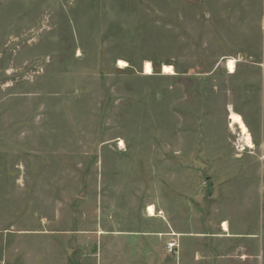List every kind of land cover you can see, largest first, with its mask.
Segmentation results:
<instances>
[{
    "label": "rangeland",
    "instance_id": "1",
    "mask_svg": "<svg viewBox=\"0 0 264 264\" xmlns=\"http://www.w3.org/2000/svg\"><path fill=\"white\" fill-rule=\"evenodd\" d=\"M0 264H264V0H0Z\"/></svg>",
    "mask_w": 264,
    "mask_h": 264
},
{
    "label": "bare ground",
    "instance_id": "2",
    "mask_svg": "<svg viewBox=\"0 0 264 264\" xmlns=\"http://www.w3.org/2000/svg\"><path fill=\"white\" fill-rule=\"evenodd\" d=\"M117 64H118V66H125L126 61H124L122 59H118ZM225 65H226L228 72H230V73L234 72L235 66H236L235 65V59L233 57L227 58V60L225 61ZM161 70H162V73H165V74H172L174 72L173 67L170 64H163L161 67ZM143 73L144 74H151L152 73V66L148 60L144 61V63H143ZM229 120L231 121V124L238 125V128L240 129L241 133L244 135V139L246 142L245 146L253 147V143L251 141L249 131H248L247 126L244 123L242 117L238 113L230 112ZM146 212H147L148 216H158L157 212L155 211L154 206L152 204L147 206ZM223 228L225 230H227L226 223H223ZM173 234L175 235L174 232H173Z\"/></svg>",
    "mask_w": 264,
    "mask_h": 264
},
{
    "label": "crops",
    "instance_id": "3",
    "mask_svg": "<svg viewBox=\"0 0 264 264\" xmlns=\"http://www.w3.org/2000/svg\"><path fill=\"white\" fill-rule=\"evenodd\" d=\"M157 215L158 216H148L147 215L148 221L151 222L155 226L154 229H152V230L145 229V230L138 231V233H137V234H141V236H144V237H154L157 240L158 245L154 244V246H153L154 251L157 249L160 250L158 247H159V244L162 243L163 239L166 242L168 240L167 237L169 235L170 236L174 235L173 234L174 231H173L171 225L164 223L161 219H159V217L161 218V216L159 214H157ZM223 223H226L228 231L223 228ZM221 230L223 233L220 236H218V238H220V239L232 238L233 236L239 237L238 235H236L234 233H230L229 225L226 221H223L221 223ZM124 232H126L128 235L134 234V233H131L130 231H124ZM225 255L233 257V255L231 253L225 254ZM243 257H244V255H241V258H243Z\"/></svg>",
    "mask_w": 264,
    "mask_h": 264
},
{
    "label": "built area",
    "instance_id": "4",
    "mask_svg": "<svg viewBox=\"0 0 264 264\" xmlns=\"http://www.w3.org/2000/svg\"><path fill=\"white\" fill-rule=\"evenodd\" d=\"M177 247L178 244L173 238V235H171L170 238L165 242L164 245L165 252L168 254H173L176 252Z\"/></svg>",
    "mask_w": 264,
    "mask_h": 264
}]
</instances>
